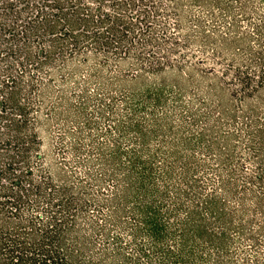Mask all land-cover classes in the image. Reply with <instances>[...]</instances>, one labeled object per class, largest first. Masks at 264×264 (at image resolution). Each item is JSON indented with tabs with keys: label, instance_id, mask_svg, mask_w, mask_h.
Masks as SVG:
<instances>
[{
	"label": "trees",
	"instance_id": "obj_1",
	"mask_svg": "<svg viewBox=\"0 0 264 264\" xmlns=\"http://www.w3.org/2000/svg\"><path fill=\"white\" fill-rule=\"evenodd\" d=\"M0 264H264V0H0Z\"/></svg>",
	"mask_w": 264,
	"mask_h": 264
},
{
	"label": "rangeland",
	"instance_id": "obj_2",
	"mask_svg": "<svg viewBox=\"0 0 264 264\" xmlns=\"http://www.w3.org/2000/svg\"><path fill=\"white\" fill-rule=\"evenodd\" d=\"M198 11V9H197ZM172 20H170V23H171ZM206 24H210V21L208 20L206 22ZM170 27H172V25H170ZM176 32V31H175ZM188 34H192L191 33V28H189V26L187 25L186 21H183L182 22V30L181 32H179L177 34V37H179L181 40L184 39V37ZM193 49H197L196 46L193 47ZM184 53H189V52H184ZM201 59L200 56L194 58L192 61H193V64H194V69L192 68H189V69H186L187 73H190V74H194L195 75V78L198 79L200 77H198L196 75V72L197 71H194V70H198L199 68H202V69H208L210 67L209 64H204V65H198L197 64V61H199ZM115 66V65H114ZM112 67V69L116 70V72H119V73H122V74H133L134 73V70L131 66L130 63L128 62H121V63H118V65H116L115 67ZM135 69V68H134ZM177 74L176 72H172V71H167L166 73H163L161 75L158 76L157 79H175L176 81H178L179 83L181 82V77H177ZM182 77H187V75L185 73H182ZM200 81V80H199ZM218 82V80L216 79H208L207 82H205V84L203 83V85H206V84H210V85H215L216 83ZM202 83V82H201ZM50 127H54L53 130L51 131H56V128L58 127L56 123H52L50 125ZM48 129H49V126L47 124H44L43 128L41 129V136H42V147H41V154L46 157V167H49V165H51V159H52V141H51V137L49 136V133H48Z\"/></svg>",
	"mask_w": 264,
	"mask_h": 264
}]
</instances>
